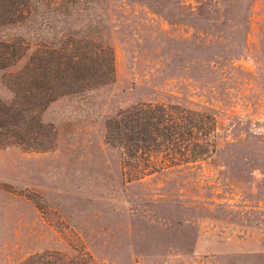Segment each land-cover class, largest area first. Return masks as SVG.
<instances>
[{"label":"rangeland","instance_id":"1","mask_svg":"<svg viewBox=\"0 0 264 264\" xmlns=\"http://www.w3.org/2000/svg\"><path fill=\"white\" fill-rule=\"evenodd\" d=\"M0 41V104L37 49L114 53L105 84L11 111L0 145V264H264V0H30ZM78 72V70H76ZM140 102L216 120V151L129 181L108 121ZM25 108V107H24ZM21 110V109H19ZM35 137L36 145L18 142ZM41 144V145H38Z\"/></svg>","mask_w":264,"mask_h":264},{"label":"trees","instance_id":"2","mask_svg":"<svg viewBox=\"0 0 264 264\" xmlns=\"http://www.w3.org/2000/svg\"><path fill=\"white\" fill-rule=\"evenodd\" d=\"M29 5L30 0H0V25L24 19ZM30 47L24 39L1 40L0 69L26 56ZM97 48L94 57L92 50L82 53L77 69L72 64L78 55L61 54L56 48L37 49L31 54L11 81L15 93L13 104H0V145L6 143L8 136H15L2 131L10 124H18L17 119H11V111L19 115L22 111L37 113L35 126L43 129L46 126L40 121V112L51 102L84 87L110 82L115 74L113 50L103 44ZM107 131L108 141L123 150L124 174L129 181L197 163L217 148L214 115L179 104L137 103L110 119ZM35 139L18 133V142L29 147L36 145Z\"/></svg>","mask_w":264,"mask_h":264}]
</instances>
